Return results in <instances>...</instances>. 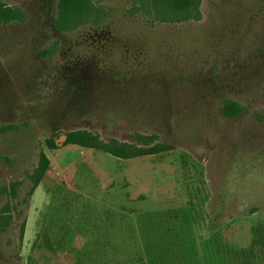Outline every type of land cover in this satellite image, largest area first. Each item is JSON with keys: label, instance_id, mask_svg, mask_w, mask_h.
<instances>
[{"label": "rangeland", "instance_id": "rangeland-1", "mask_svg": "<svg viewBox=\"0 0 264 264\" xmlns=\"http://www.w3.org/2000/svg\"><path fill=\"white\" fill-rule=\"evenodd\" d=\"M1 1L25 19L0 24V264L264 263L241 254L264 226V0H201L182 21L91 0L71 31L60 0ZM73 130L175 148L122 159L63 145Z\"/></svg>", "mask_w": 264, "mask_h": 264}, {"label": "trees", "instance_id": "trees-1", "mask_svg": "<svg viewBox=\"0 0 264 264\" xmlns=\"http://www.w3.org/2000/svg\"><path fill=\"white\" fill-rule=\"evenodd\" d=\"M144 2L145 0H141ZM152 2L157 8L165 6L167 7L174 18L179 20H200L202 13L200 10L201 0H147ZM94 14V6L91 0H60L58 5V18L54 24V27L59 31H71L75 29L79 24L83 23L88 17ZM25 12L20 7H11L0 0V24L8 25L14 21H24ZM46 54V53H44ZM222 112L228 116L236 117L243 113V107L232 100L225 102V106L222 108ZM13 126H7L2 128V132L11 130ZM47 147L50 150H56L60 148V145L55 139H47ZM79 145L81 147L93 148L106 153H109L115 157L122 159H131L146 155H157L163 152L170 151L175 147L168 143L156 142L152 137L143 142V145H137L127 142H120L116 139L109 141L102 140L98 135L88 130H73L66 133V140L63 145ZM50 168V159L45 152L41 153L40 161L36 171L31 176L33 180V191L39 186L44 176ZM18 184L10 186V193L16 194ZM3 211L0 214V230H5L7 225L11 223L10 217ZM21 239H23L25 232V225L22 226ZM258 247L263 250L264 254V226L255 228V240L251 247V252L254 248ZM247 253V250L241 251V254ZM246 260V259H245Z\"/></svg>", "mask_w": 264, "mask_h": 264}, {"label": "crops", "instance_id": "crops-1", "mask_svg": "<svg viewBox=\"0 0 264 264\" xmlns=\"http://www.w3.org/2000/svg\"><path fill=\"white\" fill-rule=\"evenodd\" d=\"M254 240H255V236H254V238H253V240H252L251 245H250L249 248L247 249V252L250 254V256H251V255L254 256V253H255V251H256L255 249L258 248V247H255V248H254V251L251 252V247H252V245H253ZM259 250H261V248H259ZM261 251L263 252V250H261ZM247 261H248V258H247ZM263 261H264V254H263ZM261 264H264V263H261Z\"/></svg>", "mask_w": 264, "mask_h": 264}]
</instances>
